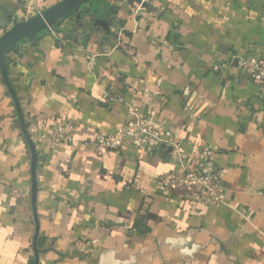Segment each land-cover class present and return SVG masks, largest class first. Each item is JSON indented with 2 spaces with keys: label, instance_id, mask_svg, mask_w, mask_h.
Returning a JSON list of instances; mask_svg holds the SVG:
<instances>
[{
  "label": "crops",
  "instance_id": "0c3cea01",
  "mask_svg": "<svg viewBox=\"0 0 264 264\" xmlns=\"http://www.w3.org/2000/svg\"><path fill=\"white\" fill-rule=\"evenodd\" d=\"M60 1L0 0V21ZM141 1L98 0L5 54L37 163L33 194L0 71V264H264V101L246 75L212 71L264 57V0ZM131 112L181 141L186 168L218 172L224 201L160 186L181 172L167 149L96 151ZM57 127L71 141L50 150Z\"/></svg>",
  "mask_w": 264,
  "mask_h": 264
},
{
  "label": "built area",
  "instance_id": "2783aa9c",
  "mask_svg": "<svg viewBox=\"0 0 264 264\" xmlns=\"http://www.w3.org/2000/svg\"><path fill=\"white\" fill-rule=\"evenodd\" d=\"M145 4L141 1L139 9L144 8ZM38 14L43 10L34 9ZM6 31L0 21V36ZM212 71L221 73L224 71H238L248 78L256 87V97L264 101V57L253 56L245 59L240 57L231 58L223 65H213ZM104 99L113 100L107 92L103 93ZM132 117L114 133L105 135L97 133L90 141V144L98 152L118 151L126 141H129L134 149L151 151L156 154L168 147L172 148L170 154L178 159L181 172H170L158 178V184L168 191L174 190H195L199 196L209 197L216 203H222L225 199V191L218 172H205L185 167V155L181 149V141L172 138L169 132L159 133L150 124L143 123V117L132 113ZM71 141L67 138L66 127H57L48 138L50 150H54L63 140ZM213 156V151L209 147L201 148L196 159L201 165H207Z\"/></svg>",
  "mask_w": 264,
  "mask_h": 264
},
{
  "label": "water",
  "instance_id": "95a60500",
  "mask_svg": "<svg viewBox=\"0 0 264 264\" xmlns=\"http://www.w3.org/2000/svg\"><path fill=\"white\" fill-rule=\"evenodd\" d=\"M92 0H62L57 4L48 7L40 13L18 23H15L10 29L6 30L0 36V71L2 73L3 81L14 101L16 112L18 114L22 132L27 139L31 151V175L33 178V194L35 190V168L37 163V156L33 144L28 136L19 100L16 92L12 87L8 78L7 69L5 67V54L14 46L26 40H33L38 35L51 29L61 20L67 18L69 15L79 10L80 8L89 5ZM141 3V0H134ZM172 148L168 147L167 151L171 152Z\"/></svg>",
  "mask_w": 264,
  "mask_h": 264
},
{
  "label": "trees",
  "instance_id": "16d2710c",
  "mask_svg": "<svg viewBox=\"0 0 264 264\" xmlns=\"http://www.w3.org/2000/svg\"><path fill=\"white\" fill-rule=\"evenodd\" d=\"M97 1H98V0H92V1L90 2V4H89L93 11H95V4H96Z\"/></svg>",
  "mask_w": 264,
  "mask_h": 264
}]
</instances>
